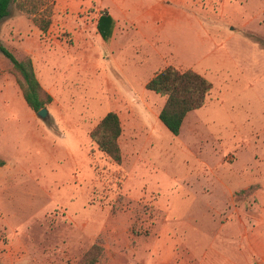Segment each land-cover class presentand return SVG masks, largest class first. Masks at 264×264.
<instances>
[{
  "label": "rangeland",
  "instance_id": "374dc122",
  "mask_svg": "<svg viewBox=\"0 0 264 264\" xmlns=\"http://www.w3.org/2000/svg\"><path fill=\"white\" fill-rule=\"evenodd\" d=\"M31 1L53 10L49 31L13 4L0 43L55 99L32 118L0 52V264H78L96 243L97 264H259L248 243L264 244V0H184L195 25L174 12L153 26L132 8L149 0H118L130 10L111 41L95 22L114 0ZM169 66L213 84L178 136L159 119L166 98L146 89ZM109 112L120 165L90 137Z\"/></svg>",
  "mask_w": 264,
  "mask_h": 264
},
{
  "label": "trees",
  "instance_id": "16d2710c",
  "mask_svg": "<svg viewBox=\"0 0 264 264\" xmlns=\"http://www.w3.org/2000/svg\"><path fill=\"white\" fill-rule=\"evenodd\" d=\"M42 5L44 4V0ZM25 13L38 29L46 34L52 23L53 10L47 14H38V9L31 0H0V23L11 14V6ZM29 5H32L29 8ZM114 19L105 12L97 24L98 33L108 41L113 34ZM0 52L12 63V73L22 92L27 105L35 112L46 108L53 102L52 95L41 84L31 60L20 61L15 55L0 43ZM146 89L166 98L159 119L163 125L175 136L180 135L184 121L189 113L199 110L206 105L207 98L213 90V84L203 75L192 69L180 70L169 66L156 73L147 83ZM123 126L116 112H109L91 131V140L99 150L114 163L123 162V152L120 138ZM5 161L0 158V167ZM3 235L0 231V242ZM101 244H94L78 264H97L103 255Z\"/></svg>",
  "mask_w": 264,
  "mask_h": 264
},
{
  "label": "crops",
  "instance_id": "0c3cea01",
  "mask_svg": "<svg viewBox=\"0 0 264 264\" xmlns=\"http://www.w3.org/2000/svg\"><path fill=\"white\" fill-rule=\"evenodd\" d=\"M149 1H150V3L148 5H146L143 1L137 2V3L132 5V8H134L136 11H142L141 17L139 18V25L149 23V26H153L154 23L157 24L159 21H162V19H164L167 15L172 14L174 12L177 14L176 18H174V19L188 20L189 22H194V25L196 24V18L195 17L192 18L195 15L191 16L192 13H190V11H188L185 8L184 0H181L180 5L177 8L169 6L168 0H149ZM175 1H179V0H175ZM61 4H62L61 0H55V12L57 11L58 6ZM129 7H130V4L128 6H126L125 3L123 2L122 5H118V0H114V4L111 7V9H109V13H108L115 21L113 34H112V37L109 39V41L113 40L120 33V31H121L119 28V24L121 21L120 17L121 16L127 17V15L129 14V10H130V9H128ZM104 13L105 12L98 14L97 20L95 22L96 29H97V24H98L99 18ZM170 22L171 21L169 20V23ZM153 28H155V27H153ZM97 33H98V30H97ZM44 87H45V85H44ZM45 89L52 95L53 99H55L53 96L51 88L45 87ZM35 114L36 113L32 110L31 117L36 119ZM3 147H4V143L0 138V154L4 153ZM1 156H3V155H1ZM0 158H2V157H0ZM2 159L5 161L4 166L6 167L7 166L6 162H8V160H6L7 157H4ZM248 239H250V238H248ZM250 246H251V249H250ZM248 248L250 249V250H248L249 253L251 252V253L256 254V252L254 251V250H256L257 251L256 255H257L259 264H264V244L263 243L261 244V242H253L252 244H250V242H249ZM249 256L250 257H248L247 260L244 259V264H251V260H250L251 254H249ZM226 264H234V262H233V260H229L226 262Z\"/></svg>",
  "mask_w": 264,
  "mask_h": 264
},
{
  "label": "water",
  "instance_id": "95a60500",
  "mask_svg": "<svg viewBox=\"0 0 264 264\" xmlns=\"http://www.w3.org/2000/svg\"><path fill=\"white\" fill-rule=\"evenodd\" d=\"M38 117L46 120L49 117L48 109L44 108L37 113Z\"/></svg>",
  "mask_w": 264,
  "mask_h": 264
}]
</instances>
